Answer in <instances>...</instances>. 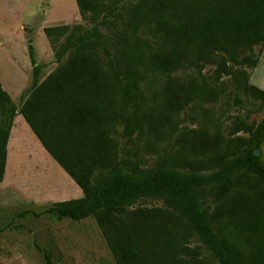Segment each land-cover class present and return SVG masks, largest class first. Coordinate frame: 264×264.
Masks as SVG:
<instances>
[{
	"label": "trees",
	"instance_id": "trees-1",
	"mask_svg": "<svg viewBox=\"0 0 264 264\" xmlns=\"http://www.w3.org/2000/svg\"><path fill=\"white\" fill-rule=\"evenodd\" d=\"M74 3L91 29H42L57 66L40 82L27 39L31 86L18 108L0 87V181L17 113L81 192L46 212L73 222L91 217L114 264H264V163L253 155L263 130L209 173L183 167L184 136L156 169L119 155L116 140L119 128L126 137L137 128L145 82L163 79V89L182 102L213 101L222 92L176 75L190 68L198 76L203 65L213 66L212 83L225 77L264 105V91L245 71L257 64L253 48L264 46V0ZM235 132L250 134V126L240 123ZM146 201L160 207L140 205ZM190 240L206 257H197ZM44 259L50 264L46 253Z\"/></svg>",
	"mask_w": 264,
	"mask_h": 264
},
{
	"label": "rangeland",
	"instance_id": "rangeland-1",
	"mask_svg": "<svg viewBox=\"0 0 264 264\" xmlns=\"http://www.w3.org/2000/svg\"><path fill=\"white\" fill-rule=\"evenodd\" d=\"M61 25L79 26L83 31L92 27L79 16L74 0H0V73L12 87L10 95L16 108L31 86L27 39L31 41L33 59L41 66L40 82L57 66L42 29ZM263 48H253L257 58L262 56ZM212 70L213 66L203 65L198 76L192 68L176 74L222 90L208 102L194 97L186 102L174 99L163 89V79L143 83L135 111L137 128L130 137L118 129V154L143 169L160 168L168 164L179 138L184 136L187 143L183 167L209 173L242 148L241 140L264 131V105L236 91L225 77L212 83ZM245 71L249 73L248 83L264 91V59ZM18 123L24 124L20 115L8 132L0 181V264H45L44 253L50 264H114L91 217L73 222L46 212L56 202L80 198L81 192L36 145L27 127L21 129ZM240 123L250 126L251 133L235 132ZM256 151L264 163V142ZM212 201L217 202L211 200L210 206ZM140 205L160 207L155 201ZM187 246L199 259L206 257L196 240H190Z\"/></svg>",
	"mask_w": 264,
	"mask_h": 264
},
{
	"label": "crops",
	"instance_id": "crops-1",
	"mask_svg": "<svg viewBox=\"0 0 264 264\" xmlns=\"http://www.w3.org/2000/svg\"><path fill=\"white\" fill-rule=\"evenodd\" d=\"M262 56L261 57H259L258 58V61H257V64H256V66L258 65V63L261 61V60H263L264 59V48H263V52H262V54H261ZM255 66V67H256ZM254 67V68H255ZM0 87H1V89L9 96V98L11 99V102H12V97H11V95H10V92L12 91V87H10L8 84H7V81H6V79L4 78V76L3 75H1V73H0ZM13 103V102H12ZM15 105V104H14ZM15 106H17V105H15ZM17 113L15 114V116H14V118H13V125H14V121L17 119ZM24 122V121H23ZM25 124V123H24ZM24 124H20V123H18V126L22 129L23 127H27V125L25 126ZM11 126V129L12 128H14V126ZM22 125H24V126H22ZM27 129V131H30L29 130V128L27 127L26 128ZM31 133V132H30ZM31 135H32V137L34 138V140L36 141V145H38V146H40L39 145V143H38V141L35 139V137L33 136V134L31 133Z\"/></svg>",
	"mask_w": 264,
	"mask_h": 264
},
{
	"label": "water",
	"instance_id": "water-1",
	"mask_svg": "<svg viewBox=\"0 0 264 264\" xmlns=\"http://www.w3.org/2000/svg\"><path fill=\"white\" fill-rule=\"evenodd\" d=\"M257 153H258V152H257L256 150L253 151V155H254V156H257Z\"/></svg>",
	"mask_w": 264,
	"mask_h": 264
}]
</instances>
